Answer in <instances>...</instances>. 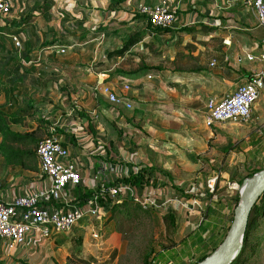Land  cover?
<instances>
[{
  "label": "crops",
  "instance_id": "0c3cea01",
  "mask_svg": "<svg viewBox=\"0 0 264 264\" xmlns=\"http://www.w3.org/2000/svg\"><path fill=\"white\" fill-rule=\"evenodd\" d=\"M159 1L126 0L118 11L113 12L108 9L106 0H8L11 14L0 18V27L6 26L7 32L0 34V127L7 123L6 129L10 132L27 135L28 138L20 144L4 142L0 129V146L5 144L13 149L34 150L40 141L54 136L67 148L69 161L77 165L82 176L81 186L67 189L60 203L47 199L41 203L42 206L65 211L69 206L82 203V200L87 199L86 194L102 189L107 183L111 186L126 184L119 179L115 185L116 179L123 177L125 171L121 166H117L115 171L113 169L114 172L110 171L113 166L107 162L109 157L101 146L105 144L99 136L109 139V145L113 146L112 137L108 138L109 133H104L107 130L104 125H109L108 115L116 112L121 116L118 110L108 112L102 109L100 103L107 102L97 96L96 92L101 80L119 96H126L135 83L159 80L161 77L168 79L169 76L167 72H161L157 76L146 74L128 79L124 76L112 77L113 71L105 77L104 74H97V68L92 65L89 68L83 67L80 58L92 62H105L111 58L125 59L128 55L157 58L159 51H166L165 46L177 43L179 37L187 42L188 37L194 36L196 47L186 55L194 56L197 68L205 67L211 61L213 69L211 73L204 71V74L184 77V84L187 90L198 94L205 104L209 98L220 100L231 94L261 70L264 29L258 25L256 15L246 0H167L168 8L176 11V17L166 33L156 32L157 29L151 27L147 29L145 18L136 16L139 4L154 6ZM97 7L100 9L95 10ZM27 16L32 18L31 22L27 23ZM190 27L194 28L191 33L184 32L185 28ZM98 30L101 31L96 32ZM135 33H140L141 39L134 46L120 57H107V52L121 48ZM67 34L71 35L67 39L69 45H45ZM12 35L22 43L20 48L12 42ZM72 36L77 40H81V37L84 39L78 41L79 44H73ZM159 42L165 46L159 47ZM59 47L64 48V54L57 53ZM246 56H252L254 60L248 61ZM238 57L242 58L240 64L237 62ZM142 66L150 69L153 67L152 63H147L134 70ZM95 81L97 87L94 86ZM123 84H128L129 88L125 90ZM69 86H75V93L67 92ZM262 104L264 87L253 106V112L263 113ZM78 111H85L88 116L80 115ZM181 112L190 116V112ZM204 114L205 105L202 113L203 127L186 133L188 135L170 130L168 140L172 138L167 146L176 150L177 144L186 150L187 162L199 166L222 162L219 154L206 148L207 141L211 138L217 141L219 134H214L218 132L211 130L212 127L205 126ZM18 116L23 118L18 121ZM12 118L17 121L10 122ZM100 119L103 121L100 122ZM152 138H155V134H152ZM118 139L115 144L121 143L128 152H132L130 141L120 137ZM237 159L233 155L231 161ZM30 160L25 162L24 167H11L0 155V199L3 203L33 190L43 191L49 187L50 180L40 173L36 155ZM228 167V173L234 171L233 165ZM218 184L223 189L221 194H214L215 190L210 192L198 182L194 191H190L193 196H183L180 192V196L175 194L183 200L184 205L173 202L161 207L163 214H172L174 217L175 239L179 240L180 249L178 255L163 253L154 259L153 264H190L191 261L185 259L189 253V244L196 252L203 254L222 241L232 222L230 219L233 218L234 199L239 196V187L235 180L228 177ZM159 186L162 185L157 182L156 187ZM163 190L160 192L162 202L168 193L165 187ZM139 192L143 193V189ZM198 193L197 198L195 195ZM192 199H196L198 205L192 206ZM201 212H204L203 217ZM90 226L84 222L81 228L89 232ZM64 234H54L48 241L34 232L26 237L22 247L13 250L0 239V260H5L6 255H16L15 258L20 261V258L22 260L33 255L37 250L47 254L45 245L58 253L64 245Z\"/></svg>",
  "mask_w": 264,
  "mask_h": 264
},
{
  "label": "rangeland",
  "instance_id": "374dc122",
  "mask_svg": "<svg viewBox=\"0 0 264 264\" xmlns=\"http://www.w3.org/2000/svg\"><path fill=\"white\" fill-rule=\"evenodd\" d=\"M98 9L100 8L97 7L95 10ZM99 31L101 30L96 32ZM83 39L84 37H81V40H77L72 36L71 40L73 44H79ZM194 40H196L194 36L188 37L187 42L183 41V37H179L177 43L167 46L159 42V47L165 46L166 51H159L157 58L148 55H128L125 59L111 58L105 62L98 60L92 62L90 59L80 58L81 63H84L83 67L89 68L92 65L97 68V74H104L105 77L109 74L108 72L134 70L137 66L147 63L153 65L152 70L147 74L155 76L161 72L169 74L168 79L161 77L159 80L140 81L131 85L129 94L120 96L121 101L131 105L130 109L122 103L109 104L121 114V116H118L116 112L109 114L107 119L109 125H104L107 128L104 133H109L108 138L112 137L113 146L109 145V139H105L106 137H99L105 144L101 146L109 157L107 162L113 166L110 171L113 169L115 171L117 166H121L123 172L138 165L157 166L165 172L169 180L165 184L157 181L162 185L157 189L161 192L165 187L168 191L167 196L171 197H176L175 194L180 196L179 192L183 196H193L194 194H190V191H194V186L198 185V182L202 186L205 185L206 180L214 175L218 176L214 191V194L218 195L223 190L219 187V181L228 177L242 186L241 173H247L249 168L252 170L264 166V112L254 113L253 109L248 122H228L211 128L218 132L214 134H219V138L217 141L214 138L209 139L206 148L219 154L221 163L203 166L189 164L185 158L186 150L177 144L176 150L167 147L172 138L169 137L168 140L170 130L178 131L181 135H188L186 133L203 127L202 113L205 101L192 90H187L184 77L204 74V71L211 73L213 66L209 61L205 67L197 68L198 63L193 61L194 56L186 55L194 51L196 47ZM171 58L174 60L172 61ZM101 83H103L102 80ZM94 86L97 87L96 81ZM67 92L75 93V86H69ZM261 107L264 111V104ZM175 109L178 110L174 111ZM182 110L190 112V116L187 117L181 112ZM78 113L88 116L85 111H78ZM125 120L131 123L128 124ZM102 121L103 119H100V122ZM66 124L67 122L64 123ZM152 134H155V138H152ZM119 137L127 142L130 141L131 146L133 145L134 148H131L130 154L121 143L115 144ZM35 150L36 148L34 150L29 148L27 151L36 154ZM233 155L239 159L231 161ZM229 165H233V172L228 173ZM141 184L138 186L131 184L139 195L142 194L139 192ZM107 185L111 186L108 183ZM195 196H199V193ZM126 198L128 197L119 195L117 200L112 202ZM158 202L161 201L158 200ZM137 206L139 207L132 202V210L121 206L113 212L103 208L97 219L85 222L86 225H91V228L99 230L100 238L97 241L91 239L87 230L79 228L80 231L73 230L72 234L70 232L64 234L63 241L66 244L58 253L45 245L47 254L37 250V253L32 252L33 255L24 257L22 260L20 258V261L15 258L16 255H6L5 260H0V264H143L146 259L150 261L163 253L178 255L180 242L175 239V224L171 225V220L167 218L168 214H163L161 208L143 209ZM205 213L207 215L208 211ZM201 214L203 217L204 212ZM79 235H82V246L76 248L75 238ZM251 244H253L252 253L245 264H264V220ZM187 250L189 253L185 255V259L188 258L191 261L190 264L196 262L202 255L190 244Z\"/></svg>",
  "mask_w": 264,
  "mask_h": 264
},
{
  "label": "built area",
  "instance_id": "2783aa9c",
  "mask_svg": "<svg viewBox=\"0 0 264 264\" xmlns=\"http://www.w3.org/2000/svg\"><path fill=\"white\" fill-rule=\"evenodd\" d=\"M167 0H160L158 4L145 5L139 4L136 12L143 15L150 27L153 29L171 28L175 21L176 11L168 8ZM257 18V23L264 29V0H246ZM11 14V5L8 0H0V18ZM11 40L17 48L22 43L16 36H11ZM264 49V38L261 40ZM58 54H64V48H57ZM246 60L252 61L254 57L246 56ZM262 63L261 70L249 78L237 89L221 98H209L205 104L204 124L211 128L216 124L228 122H248L252 115V109L258 101L260 91L264 87V57L260 58ZM240 64L242 58L238 57ZM125 90L129 88L128 84H123ZM97 96L103 97L109 104L122 103L127 109L131 108L128 102L121 101L118 93L108 84L100 83L97 87ZM36 157L38 160L39 171L50 180V185L46 190H33L21 196L13 198L8 203H3L0 199V239L6 242L9 249H17L24 245L26 237L29 234L37 232L40 237L49 239L54 234H63L70 232L80 223L89 222L91 219H97L101 209L100 199L109 198L111 201L117 200L119 195L128 197L132 202L143 208L160 209L162 206L177 203L184 205L181 198L167 196L160 203V192L156 185L144 183L142 185L143 193L138 194L137 190L130 184L109 186L102 188L99 192H94L83 204L69 206L67 210H57L42 206L41 203L51 199L55 203H60L67 189H75L81 186L82 176L73 162L69 161V151L54 136H50L37 144ZM135 168L125 171L124 176H129ZM247 173H241L244 182L248 177ZM158 181L163 184L168 182L158 174ZM218 176L214 175L205 182L206 188L213 192L217 184ZM238 184V183H237ZM239 191L241 186L238 184ZM192 206L198 205L196 199H192ZM89 235L92 240H99V230L91 228Z\"/></svg>",
  "mask_w": 264,
  "mask_h": 264
},
{
  "label": "trees",
  "instance_id": "16d2710c",
  "mask_svg": "<svg viewBox=\"0 0 264 264\" xmlns=\"http://www.w3.org/2000/svg\"><path fill=\"white\" fill-rule=\"evenodd\" d=\"M108 2V9L110 11L116 12L120 9L121 5L126 1V0H106ZM141 16L143 18H145L143 15L141 14H136V16ZM27 23L32 21V18L29 19V17L27 16ZM146 22L147 19L145 18ZM150 28L149 23L147 22V29ZM168 29H157L156 32H163L166 33ZM192 30H194V28L190 27V28H185L184 32H186L187 34L191 33ZM15 32H11V34H14ZM0 34H7L6 32V26L0 27ZM71 36L70 34L61 36L60 38H55L54 40L50 41V42H46L45 45L48 46H67L69 45V42H67V37ZM93 38V36H92ZM141 39V34L140 33H135L132 36L129 37V39L124 42L121 46V48L119 49H115L111 52H107V57H120L123 55V53L125 51H127L130 47L134 46L139 40ZM150 70V68H147L146 66H142L137 68L136 70L133 71H123V70H116L113 74L112 77H116V76H124L127 77L128 79H136L139 77H142L143 75H146ZM102 109L108 111V112H114V108H112L109 104L101 102L100 103ZM23 118V116H18L17 119L18 121L21 120ZM17 121L16 119H10V122H14ZM6 124H3L0 129H1V134L3 136V140L4 142L9 141L10 143H23L28 136L27 135H20V134H15L10 132L8 129H6ZM56 131H59L60 134H64L63 131L57 130V128H55ZM66 134V133H65ZM63 145V144H62ZM64 146V145H63ZM0 155L5 159L7 165L11 166V167H15V166H21L24 167L25 166V162L29 161L30 159L34 158L36 154L32 153V152H28V151H24V150H18V149H13L10 148L8 146H6L5 144H2L0 146ZM134 172H131L129 174V176H123V177H119L118 179H116L115 181V185L116 182L121 179V181L123 183L126 184H134V185H140L141 183H152L154 185H157V178L156 175L158 174L159 176H161L162 178H164L165 180L169 181L167 178V175L165 174V172H163L162 170H159L153 166H148V165H138L134 167ZM262 169H264V166L258 169H254L251 172H249L247 174L246 177L250 178L252 177L255 173L261 171ZM243 179H241L240 181H242ZM112 185V184H110ZM142 186V184H141ZM140 186V187H141ZM104 187H109L107 184L104 185ZM116 187V186H115ZM142 188V187H141ZM176 190H178V188H176ZM101 191L100 189L95 190L94 192H99ZM94 192H91L89 194H86V197L88 198L89 196H91ZM83 202L78 204L81 205L84 203L85 200H82ZM100 206L102 208H107L109 211L113 212L115 209L121 208V206H126L127 208L131 209V204L132 201L128 198L121 200V201H117L115 203H113L109 198H104V199H100ZM239 203V196H237L234 199V207L237 206V204ZM138 207V206H137ZM140 207V206H139ZM138 207V208H139ZM145 209V208H143ZM132 210V209H131ZM168 219H170V223L171 225L174 224V217L172 216V214H168L167 216ZM233 218L230 219V222L232 221ZM264 220V193L261 195V197L258 199V201L256 202V204L253 206L249 218H248V222H247V226L244 232V236H243V244H242V248L237 256V258L232 262V264H245L249 258L250 255L252 253V246L253 244H251V242L256 238V234L260 228L261 222ZM81 223L74 227L70 233L72 234L73 230H79L82 229L81 228ZM78 228V229H77ZM80 231V230H79ZM226 232L224 233L223 238L225 237ZM222 238V240H223ZM76 239V248H79L82 246V235H79ZM222 241H220L221 243ZM219 243V244H220ZM64 244H66V242L64 241ZM219 244H217L216 246H214L210 251L208 252H204L199 259L194 262L193 264H196L200 261H202L203 259H205L207 256H209L213 251L216 250V248L219 246ZM154 258H152L150 261H147V259L144 261L143 264H153Z\"/></svg>",
  "mask_w": 264,
  "mask_h": 264
},
{
  "label": "water",
  "instance_id": "95a60500",
  "mask_svg": "<svg viewBox=\"0 0 264 264\" xmlns=\"http://www.w3.org/2000/svg\"><path fill=\"white\" fill-rule=\"evenodd\" d=\"M263 193L264 169L243 182L239 191V203L224 239L215 251L196 264H232L242 248L250 212Z\"/></svg>",
  "mask_w": 264,
  "mask_h": 264
}]
</instances>
